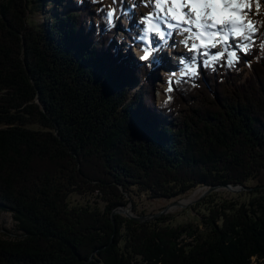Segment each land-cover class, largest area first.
Returning <instances> with one entry per match:
<instances>
[{
  "label": "trees",
  "instance_id": "1",
  "mask_svg": "<svg viewBox=\"0 0 264 264\" xmlns=\"http://www.w3.org/2000/svg\"><path fill=\"white\" fill-rule=\"evenodd\" d=\"M47 1L0 2V210L21 230L0 237V264L264 261V50L254 42L234 68L227 55L199 65L157 107L159 69L126 65L104 6L67 0L34 23ZM250 179L261 185L248 203L204 198V230L112 217L141 193L170 200ZM95 192L102 206L70 201Z\"/></svg>",
  "mask_w": 264,
  "mask_h": 264
},
{
  "label": "rangeland",
  "instance_id": "2",
  "mask_svg": "<svg viewBox=\"0 0 264 264\" xmlns=\"http://www.w3.org/2000/svg\"><path fill=\"white\" fill-rule=\"evenodd\" d=\"M2 0H0L1 2ZM67 0H50L46 2V5L42 7V9L37 8L33 14L30 15V19L34 21V23L44 24L49 22L50 14L52 15L56 11H62L64 9V3ZM92 3H100L105 7L106 11H113L114 17L111 23H109L110 28L114 30L113 41L116 43L119 49V55L125 58L127 62V66H130V63L134 66H138L140 64H145L147 66V73L149 70L159 69L156 72V87L154 91L155 97V106L158 107L160 102L166 99L165 92L170 89L169 83L172 80L180 79L185 75H181L182 72L186 71V65L192 66L193 63L198 68L199 65L203 67L206 66L204 64L205 60H208L210 65L213 66L218 61H213L211 56L214 55L218 50L225 51V55L228 52H236L237 57H242V54L246 51H242V48L245 45H248V49L252 48V44L255 42L256 46H258L260 53L263 52L264 47H261L262 43L257 42L258 35L253 34L251 40L241 39L239 37H235L230 35L226 44H221L217 49H201L198 52H190L187 48L182 46V52L175 51L176 47L173 44V39L178 40L177 34L174 31L170 40L161 41L159 36L154 34V39H151V47L158 49V51L154 52L150 58L145 61L140 57L144 54L145 51L150 50L147 44L141 39V31L143 23L141 20L138 22V16L135 15V9L133 2H128V0H90ZM142 4L146 3V1H142ZM133 5V6H132ZM132 12V13H131ZM125 16V17H124ZM157 18V17H156ZM250 18L254 21H257V28L259 29V33L264 31V4H262V9L260 12H257L255 6L251 9ZM142 19V18H140ZM158 19V18H157ZM160 18L162 24L160 26H165L167 20H162ZM86 23V21H84ZM166 22V23H165ZM159 24V22H157ZM262 24V26H261ZM139 26V31H136L133 34L132 31H135ZM161 30H165L164 27ZM166 30L169 28L166 27ZM128 35V36H127ZM170 35H167V37ZM137 45V46H136ZM136 47V48H135ZM187 49V50H186ZM207 52L210 55L205 56L204 53ZM195 57V60H193ZM184 60L182 64L180 61ZM228 59V57H227ZM226 59V62H227ZM123 61V60H122ZM238 59L233 61L231 65L226 63V66L229 68H234L236 66V62ZM124 62V61H123ZM251 65L250 61H246L244 68H249ZM241 68V67H240ZM238 68V69H240ZM139 86L136 84L131 89V93L135 92ZM41 107H43V103L37 99L35 100ZM43 109V108H42ZM257 179H250L244 182L243 185H234V184H215V185H202L197 186L192 190L186 191L185 194L174 197L170 200L166 198H149L146 193H141L133 198H128L129 203L125 206H118L113 209L112 214H122L126 216L128 219H133V217H137L136 213L133 211V201L136 203L138 210L145 211V216H141L142 221L137 222H149L155 221L162 216H166L169 219L165 220V223L172 224L173 226L177 225H186L187 223H193L197 225L200 229L204 230V224L202 223L203 213H206L207 210L204 209L206 206L203 204L204 198L208 197L210 194H217L219 199H227L231 201H235L237 203L250 202L252 198L259 197L260 194L255 193L254 190H257L256 186H259ZM262 181L264 182V173L262 172ZM231 185V187H226ZM213 186L214 189L209 190ZM261 187H264L261 185ZM264 189V188H263ZM194 191H198L193 201L187 204H179L180 200L184 198H188L192 195ZM97 192L93 193V195L82 196L78 193H73L70 195V201L72 203L79 204H90V206H102L104 201L98 198ZM221 201V200H220ZM130 207V209H129ZM115 210H119V212L113 213ZM124 211L129 212L127 215ZM112 215V217H113ZM136 221V220H135ZM113 222L115 223L114 219ZM165 224V225H166ZM164 225V226H165ZM21 233V230L18 227V221L14 218V215L11 211H2L0 210V237H16ZM184 235V234H183ZM185 240H192L187 236H183ZM180 236V235H179ZM140 261V260H139ZM141 262V261H140ZM145 264V263H142ZM249 264H264L262 259H257L256 256H252Z\"/></svg>",
  "mask_w": 264,
  "mask_h": 264
},
{
  "label": "snow or ice",
  "instance_id": "3",
  "mask_svg": "<svg viewBox=\"0 0 264 264\" xmlns=\"http://www.w3.org/2000/svg\"><path fill=\"white\" fill-rule=\"evenodd\" d=\"M153 4L158 13L162 14L165 19L174 22L168 23L167 27L181 32L183 38L180 43L190 52L195 53L201 49H217L219 45L227 43L230 35L242 40H251L252 35L256 34L259 29L256 26L257 21L250 18V12L253 6L257 12H260L264 0H147L145 6L151 7ZM113 17V11L109 10L107 12L109 23L112 22ZM155 18V15L150 13L142 20L145 28L141 39L150 45V50L145 51L140 57L145 61L158 51L151 47L149 34L154 33L159 36L161 41L166 40V33L161 30L159 24L153 22ZM181 25L187 27L181 28ZM220 28H227V30L221 32ZM170 34L168 33V35ZM261 47H264V44ZM242 51H248V45H245ZM204 55L210 54L205 52ZM224 57L225 51L218 50L211 56V59L218 61ZM227 57L229 65L238 59L234 51L228 52ZM180 62L183 64L184 60L181 59ZM204 64L211 67L208 60H205ZM197 74L198 69L194 63L192 66L186 65V71L181 73V75L192 77Z\"/></svg>",
  "mask_w": 264,
  "mask_h": 264
},
{
  "label": "bare ground",
  "instance_id": "4",
  "mask_svg": "<svg viewBox=\"0 0 264 264\" xmlns=\"http://www.w3.org/2000/svg\"><path fill=\"white\" fill-rule=\"evenodd\" d=\"M142 1H146V3H147V0H135V1L133 2V4H134V9H135V15L138 16V20H137V21L139 22V21L141 20V23H142L143 17H144V16H147V15H149V14L151 13V14H154L155 17L158 18V19L155 18V20H154L153 22H154V23L159 22V25L162 24L160 18H163L162 20H164L165 18L163 17L162 14H160V13L157 12V10L155 9L154 4H153L151 7H146V6H145L146 3L142 4V3H141ZM128 2H129V4H130V2H132V0H128ZM132 6H133V5H132ZM131 13H132V12H131ZM124 17H125V16H124ZM140 18H142V19H140ZM165 20H167V19H165ZM167 22H168V23H174L173 21H170V20H167ZM165 23H166V22H165ZM168 23H166L165 26L162 25V26H160V27H161V28H162V27L165 28V30H163V31L166 33V39H167V40H170L172 34H174L173 32L176 31V30H174V29L166 30V27H167V24H168ZM183 27H187V26H186V25H181V28H183ZM227 27H230V26H227ZM142 28H143V29H142V31H141V35L143 36V35H144V28H145V24H144V23H143ZM167 28H168V27H167ZM138 29H139V26H138V28H137L135 31H132L133 34H135L136 31H139ZM219 30H220L221 32H223V31H226L227 28H220ZM168 33H171V34H170V36L167 37ZM175 34H177V38H178V40L173 39V44H174L175 47H176L175 51H180V52H182V51H183V50H182V46H184V45L181 44L180 41H181V39L183 38V36H182L181 32H179V31H176ZM127 36H128V35H127ZM149 36H151V39H152V40L154 39V37H153V36H154V33H150ZM165 41H166V40H165ZM136 46H137V45H136ZM147 46H148V48H149V44H147ZM135 48H136V47H135ZM186 50H187V49H186ZM44 110H45V108H44ZM197 192H198V191H194V192L192 193V195L189 196L188 198H184V199L180 200L179 204H181V205L184 204V205H185V204H187V203L193 201V199L195 198Z\"/></svg>",
  "mask_w": 264,
  "mask_h": 264
},
{
  "label": "water",
  "instance_id": "5",
  "mask_svg": "<svg viewBox=\"0 0 264 264\" xmlns=\"http://www.w3.org/2000/svg\"><path fill=\"white\" fill-rule=\"evenodd\" d=\"M42 108H43V110H44L45 107L43 106ZM226 187H229V188H230L231 185L226 186ZM212 189H214L213 186H212L209 190H212ZM129 209H130V207H129ZM116 211L119 212V210H115L113 213H115ZM124 212H125L127 215L131 216V215L129 214V212H126V211H124ZM112 215H113V214H112ZM133 218H134L136 221H142V219H143V218H141V216H137V217H133Z\"/></svg>",
  "mask_w": 264,
  "mask_h": 264
},
{
  "label": "clouds",
  "instance_id": "6",
  "mask_svg": "<svg viewBox=\"0 0 264 264\" xmlns=\"http://www.w3.org/2000/svg\"><path fill=\"white\" fill-rule=\"evenodd\" d=\"M75 3H76L77 5H81V4L84 3V0H75Z\"/></svg>",
  "mask_w": 264,
  "mask_h": 264
}]
</instances>
